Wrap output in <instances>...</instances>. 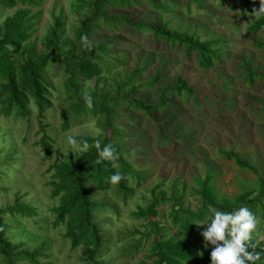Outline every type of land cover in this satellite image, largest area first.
<instances>
[{"label": "rangeland", "instance_id": "1", "mask_svg": "<svg viewBox=\"0 0 264 264\" xmlns=\"http://www.w3.org/2000/svg\"><path fill=\"white\" fill-rule=\"evenodd\" d=\"M254 1L155 0L156 4H164L165 10L152 9L145 3L130 9L104 5L108 16L126 15L132 22L154 25L167 21L169 28L200 41L219 39L221 53L212 69L201 70L193 56L188 58L183 49L155 40L152 32L136 31L121 23L112 29L97 25L91 33L90 43L110 42V53H96L100 75L79 85L83 101L94 86L105 88L116 74L122 77L131 71L137 72L139 81H146L160 71L161 79L153 89L141 88L133 93L144 103L155 102L159 93L179 77L193 88L196 98L185 103L182 96H171L165 108L152 117L131 107H117L120 117L113 122V128L120 136L121 156L131 169L126 182L131 193L126 196L118 193L115 184L107 191L93 192L95 202L102 206L96 213L103 238L97 264H153L152 244L160 238L178 237L169 217L174 203L171 189L182 195L183 207L192 211L200 206L195 195L196 179L202 181L210 176L209 185L216 196L229 201L247 192L254 197L264 189V79L255 77L248 84L246 70L242 68V63H246L249 71L264 78V47H257L258 42H264V29L246 33L247 26L264 13L257 12L260 5L264 7V0L251 11ZM17 8L0 6V26ZM89 10V5L79 0H43L41 5L31 8V14L38 16L33 19L29 45H34L39 53L44 52L45 36L56 18L61 19L64 38L74 39L73 32ZM53 54H58L57 49ZM67 79L59 62L50 63L44 70L51 107L42 116L33 101L27 105L28 114L23 118L6 116L0 111V208L12 206L19 199L33 210L25 216H3L5 235L23 249L41 247L42 264H87L82 261L81 249H73L66 239L65 225H55L52 210L59 205V198L52 197L49 183L55 168L67 155L82 152L67 144L69 135L82 147L80 138H101L110 133H104L98 116L91 114L79 120L69 118L68 130L62 131L63 113L72 102L66 91ZM43 136L51 146L47 157L39 145ZM227 152H233L255 169L227 159L224 155ZM133 173L141 174L140 183ZM154 202H157L155 215L148 219L137 217L138 209L146 210ZM257 220L252 242L257 243L254 253H261L256 264H264V221L261 224L262 218ZM136 244L139 247L134 252Z\"/></svg>", "mask_w": 264, "mask_h": 264}, {"label": "trees", "instance_id": "2", "mask_svg": "<svg viewBox=\"0 0 264 264\" xmlns=\"http://www.w3.org/2000/svg\"><path fill=\"white\" fill-rule=\"evenodd\" d=\"M43 0H0V6L13 9L19 6L14 14L5 19L0 26V111L6 116L23 118L28 114L27 105L33 101L38 106L39 115L42 116L46 109L51 107L48 100V92L44 85L43 72L47 66L59 62L67 74V94L72 98L69 110L63 113L62 131L69 128L68 119L77 120L87 114L98 116L99 127L108 136L99 138L83 137L79 139L81 145L85 142L88 148L75 155H67L65 161L59 164L52 175L49 185L52 187V197L59 198V205L52 210L56 216L55 225L64 224L66 228L65 237L73 249L80 248L82 261L87 264H97V256L103 247V238L100 226L96 221V213L102 207L95 202L93 192H104L114 184L110 182V175L119 172L122 179L115 183L118 193L126 196L131 193L126 182L130 176V167L122 158L120 153L119 133L113 128V122L120 114L117 113L118 106L131 107L146 117L160 113L171 96L183 97L185 103L189 99L196 100L193 88L182 78H177L172 85L166 86L157 96L156 101L148 104L133 97L138 89H153L161 79L160 71L148 78L146 81L137 80V72L131 71L130 75L116 74L111 83L105 88H92L88 93L93 97V107H86L82 100L83 89L79 85L83 82H91L100 75L97 52L102 55L110 53L107 43L85 46L80 37L87 35L90 41L91 33L97 25H104L110 29L119 24L131 26L136 31L152 32L155 40L163 41L165 44L183 49L188 58H194L201 70H210L218 62L221 53L220 40L200 41L192 35L169 28V23L154 25L146 22H132L128 16H108L104 10L105 4H111L123 9L139 8L142 4L149 5L155 10H165L164 4H156L155 0H79L82 4L90 7L89 14L81 25L73 32L74 39L63 36L61 19L56 18L54 26L50 28L45 36L44 52H37L34 45H29V39L33 34L34 21L37 16L31 14V8L41 5ZM175 2L176 0H170ZM188 3H197L198 0H187ZM261 0H255L251 11H253ZM80 5H78V8ZM264 29V13L256 18L246 28V33L255 34ZM257 47H264V42H258ZM58 51L53 56L54 50ZM66 49V50H65ZM64 58L61 60L60 58ZM21 58L22 60H17ZM246 63L242 68L246 70L245 81L253 83L255 77L264 79L262 75L249 71ZM99 139L101 145L112 143L117 152V159L97 164V149L94 141ZM158 142H161L158 140ZM44 156L51 153L48 138L43 136L39 143ZM229 160L243 167L254 168L249 162L237 158L233 152L224 153ZM3 158L2 162L5 163ZM137 183H140V173H133ZM210 176L204 180L196 179L197 189L195 195L200 200V206L192 211L183 207L182 195H177L171 189L174 203L170 206V221L175 229L177 239H159L152 244L151 252L155 257L153 264H210V256L214 246H203L201 232L202 225H196L206 216L211 215L212 209L231 211L240 206H247L258 218L264 219V189L261 188L256 196L252 193H244L229 201L225 197H217L209 185ZM139 185V184H138ZM185 190V184H182ZM157 202L146 210L138 209V218L148 219L155 215L154 208ZM33 210L15 199L12 206L0 208V264H42L40 258L43 256L41 247L29 251L20 245L12 244L6 237V226L3 216L29 215ZM156 225V223H154ZM156 227V226H155ZM251 243V241H250ZM134 246V252L138 249ZM248 251L255 252L249 248Z\"/></svg>", "mask_w": 264, "mask_h": 264}, {"label": "clouds", "instance_id": "3", "mask_svg": "<svg viewBox=\"0 0 264 264\" xmlns=\"http://www.w3.org/2000/svg\"><path fill=\"white\" fill-rule=\"evenodd\" d=\"M257 12H264V7L260 5ZM80 39L85 46L91 47L87 35H82ZM84 99L86 107L91 109L93 97L87 94ZM94 143L98 153L97 164L117 159V152L112 143L101 145L99 139ZM67 144L80 151L88 148L86 142L80 147L72 135L67 137ZM122 178L121 173L116 172L110 175L109 180L115 184ZM194 224L206 225L201 236L206 242L205 246H214L209 253L210 264H256V261L260 259L261 253L248 251L249 248L255 249L257 246V243L252 242V236L257 228L258 220L247 206H240L231 211L212 209L211 215Z\"/></svg>", "mask_w": 264, "mask_h": 264}]
</instances>
